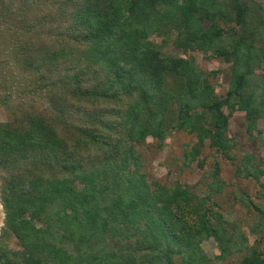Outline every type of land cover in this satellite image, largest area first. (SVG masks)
<instances>
[{
    "label": "trees",
    "instance_id": "16d2710c",
    "mask_svg": "<svg viewBox=\"0 0 264 264\" xmlns=\"http://www.w3.org/2000/svg\"><path fill=\"white\" fill-rule=\"evenodd\" d=\"M152 38L230 64L227 93L194 56H164ZM0 110V264H210L206 240L220 244L219 260L239 247L238 264H264L261 241L247 245L210 202L225 187L219 165L198 198L147 180L138 152L173 126L196 137L186 163L206 141L234 161V111L247 135L263 134L257 0H0ZM247 158L239 174L260 181ZM246 201L257 231L264 207Z\"/></svg>",
    "mask_w": 264,
    "mask_h": 264
},
{
    "label": "rangeland",
    "instance_id": "374dc122",
    "mask_svg": "<svg viewBox=\"0 0 264 264\" xmlns=\"http://www.w3.org/2000/svg\"><path fill=\"white\" fill-rule=\"evenodd\" d=\"M264 5V0H257ZM152 41L162 49V55L174 56L176 58L194 56L197 66L206 73H217L211 75V84L215 87L216 94L223 97L228 89V73L231 65L223 60L206 57L203 53L189 52L185 54L181 49L176 48L174 39L162 43L159 38H152ZM179 91L177 98L181 95ZM229 120V130L227 138L235 142L234 150L231 155L234 161L226 159L215 149L210 147V142L206 141L201 153L194 161L186 163V152L191 151L196 145V137L184 131H178L173 126L170 127V133L166 136L163 143L152 137H148L145 144L140 146L138 152L144 163L141 173L146 175L147 180L156 181L160 185L168 188L175 187L177 184L186 186L198 198H205L211 194L210 184L214 181L213 174L215 165L220 167L219 178L224 181L223 192L217 198L210 200L216 206L226 220L231 224L233 231L240 236L244 235L247 239V245L254 246L256 241H261L264 251V226L257 231L254 227L260 222V215L255 207L246 206V195L249 196L255 205L264 207V175L260 181L253 178H244L239 174V167L249 162L248 156H252L251 164L260 165L264 170V132L253 138L246 132V116L243 112L234 111ZM0 120H6V113L0 110ZM258 129L264 131V121L260 120ZM189 164V165H188ZM245 173V172H243ZM5 221V211L0 196V236ZM262 221L261 223H263ZM38 228H45L40 222H36ZM260 239V240H259ZM256 245V244H255ZM11 246L19 248L17 239H12ZM205 256L210 260V264H238L244 255V249L239 251V247H234L232 253L226 256L224 260L217 259L221 254L220 244L215 240H206L201 245ZM174 264H182V258L178 257Z\"/></svg>",
    "mask_w": 264,
    "mask_h": 264
}]
</instances>
